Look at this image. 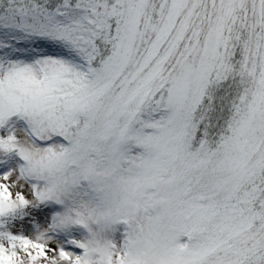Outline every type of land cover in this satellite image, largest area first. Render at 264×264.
<instances>
[{"label": "snow or ice", "instance_id": "1", "mask_svg": "<svg viewBox=\"0 0 264 264\" xmlns=\"http://www.w3.org/2000/svg\"><path fill=\"white\" fill-rule=\"evenodd\" d=\"M0 264H264V0H0Z\"/></svg>", "mask_w": 264, "mask_h": 264}]
</instances>
